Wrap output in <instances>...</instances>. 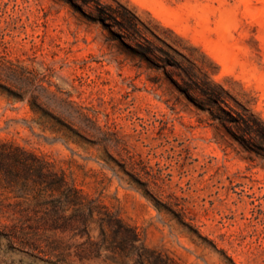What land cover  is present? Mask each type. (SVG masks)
<instances>
[{"label": "rangeland", "instance_id": "374dc122", "mask_svg": "<svg viewBox=\"0 0 264 264\" xmlns=\"http://www.w3.org/2000/svg\"><path fill=\"white\" fill-rule=\"evenodd\" d=\"M101 1L156 26L223 98L197 107L178 88L191 63L133 55L73 2L90 14L94 4L0 0V138L138 233L34 230L0 194V264H264V160L226 130V90L264 119V0Z\"/></svg>", "mask_w": 264, "mask_h": 264}, {"label": "trees", "instance_id": "16d2710c", "mask_svg": "<svg viewBox=\"0 0 264 264\" xmlns=\"http://www.w3.org/2000/svg\"><path fill=\"white\" fill-rule=\"evenodd\" d=\"M79 1L83 5L94 4L90 14L73 2L74 7L86 17L108 28L133 55L153 62L152 57L156 56V51L166 56L173 51L189 61L191 65L187 69L183 68L182 79L184 83L185 78L191 82L186 83V87L178 85V88L197 107L205 109L206 105L223 98V88L211 80L203 68L197 66L175 42L164 36L156 26L143 20L132 8L121 2L113 5L101 0ZM115 26L118 33L111 29ZM142 39L147 45L142 44ZM230 99L234 104H231ZM226 121L231 123L230 127L226 126L230 136L248 153L264 160V119L227 90ZM0 194H7V197L14 199L7 204L13 218L32 220L30 228L34 230L88 228L92 222H99L100 225L106 222L109 225L116 224L113 232L123 241L127 237L134 241L138 239L134 227L112 214L104 215L91 204L92 200L75 180L64 171L57 170L47 158L2 138ZM96 214L98 218H95ZM15 226L17 225H11L12 228ZM119 247L124 250V242Z\"/></svg>", "mask_w": 264, "mask_h": 264}]
</instances>
